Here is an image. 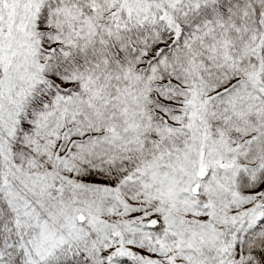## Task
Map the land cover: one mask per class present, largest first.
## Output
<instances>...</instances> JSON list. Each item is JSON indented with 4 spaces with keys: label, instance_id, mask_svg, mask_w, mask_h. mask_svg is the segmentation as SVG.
I'll use <instances>...</instances> for the list:
<instances>
[{
    "label": "snow or ice",
    "instance_id": "obj_1",
    "mask_svg": "<svg viewBox=\"0 0 264 264\" xmlns=\"http://www.w3.org/2000/svg\"><path fill=\"white\" fill-rule=\"evenodd\" d=\"M0 264H264V0H0Z\"/></svg>",
    "mask_w": 264,
    "mask_h": 264
}]
</instances>
